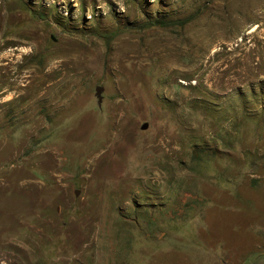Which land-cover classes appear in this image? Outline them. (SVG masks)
<instances>
[{
  "label": "rangeland",
  "instance_id": "374dc122",
  "mask_svg": "<svg viewBox=\"0 0 264 264\" xmlns=\"http://www.w3.org/2000/svg\"><path fill=\"white\" fill-rule=\"evenodd\" d=\"M0 34V264H264V0H0Z\"/></svg>",
  "mask_w": 264,
  "mask_h": 264
},
{
  "label": "water",
  "instance_id": "95a60500",
  "mask_svg": "<svg viewBox=\"0 0 264 264\" xmlns=\"http://www.w3.org/2000/svg\"><path fill=\"white\" fill-rule=\"evenodd\" d=\"M103 92H104V88L103 87H97L96 88V96L98 98L99 105H101L102 102H103V96H102ZM147 128H148L147 124L143 126V130H145Z\"/></svg>",
  "mask_w": 264,
  "mask_h": 264
},
{
  "label": "bare ground",
  "instance_id": "6f19581e",
  "mask_svg": "<svg viewBox=\"0 0 264 264\" xmlns=\"http://www.w3.org/2000/svg\"><path fill=\"white\" fill-rule=\"evenodd\" d=\"M5 30H6V29H5ZM5 30H4V31H5ZM7 30H8V29H7ZM7 30H6V31H7ZM0 35H1V34H0ZM0 37H1V36H0ZM1 41H2V46H3V47L12 46V45L14 44V42H15V40H13V38H12V39H9V38H8V39H4V40L1 39Z\"/></svg>",
  "mask_w": 264,
  "mask_h": 264
},
{
  "label": "crops",
  "instance_id": "0c3cea01",
  "mask_svg": "<svg viewBox=\"0 0 264 264\" xmlns=\"http://www.w3.org/2000/svg\"><path fill=\"white\" fill-rule=\"evenodd\" d=\"M262 256H264V254Z\"/></svg>",
  "mask_w": 264,
  "mask_h": 264
}]
</instances>
